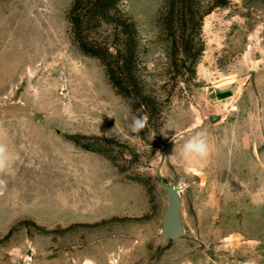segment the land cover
Returning a JSON list of instances; mask_svg holds the SVG:
<instances>
[{"label": "rangeland", "instance_id": "1", "mask_svg": "<svg viewBox=\"0 0 264 264\" xmlns=\"http://www.w3.org/2000/svg\"><path fill=\"white\" fill-rule=\"evenodd\" d=\"M71 1L0 0V264H264V2L207 15L191 71L171 58L164 0H121L146 91L166 107L141 138L99 62L73 46ZM244 112L262 133L241 130ZM196 130L209 155L185 160ZM162 185L181 195L178 240L160 236Z\"/></svg>", "mask_w": 264, "mask_h": 264}, {"label": "trees", "instance_id": "2", "mask_svg": "<svg viewBox=\"0 0 264 264\" xmlns=\"http://www.w3.org/2000/svg\"><path fill=\"white\" fill-rule=\"evenodd\" d=\"M120 2L72 0L66 15L71 42L81 55L99 62L108 84L129 106L133 116H147L148 125L154 124L155 132L159 133L166 107L146 91L138 68L137 29L119 9ZM227 3L228 0H219L209 11H203L200 0H164L159 23L171 45L174 64L193 71L204 51L196 40L197 32L207 15ZM145 129L139 134L141 138Z\"/></svg>", "mask_w": 264, "mask_h": 264}, {"label": "clouds", "instance_id": "3", "mask_svg": "<svg viewBox=\"0 0 264 264\" xmlns=\"http://www.w3.org/2000/svg\"><path fill=\"white\" fill-rule=\"evenodd\" d=\"M112 117V116H108ZM148 126L147 116H134L129 126L131 133L139 135ZM164 135H167L165 133ZM175 136L171 140L175 141ZM157 154H160L157 152ZM181 154L185 160L204 159L209 155V144L207 133L203 130H196L194 134L189 136L183 143ZM10 159L8 148L5 144L0 143V172L4 171Z\"/></svg>", "mask_w": 264, "mask_h": 264}, {"label": "water", "instance_id": "4", "mask_svg": "<svg viewBox=\"0 0 264 264\" xmlns=\"http://www.w3.org/2000/svg\"><path fill=\"white\" fill-rule=\"evenodd\" d=\"M228 88L229 86L220 88L219 90L225 91ZM216 120L217 118H212L213 122ZM161 187L165 192L168 204L162 217L160 236L167 240H178L184 234L181 218V195L176 188L168 185H162Z\"/></svg>", "mask_w": 264, "mask_h": 264}, {"label": "crops", "instance_id": "5", "mask_svg": "<svg viewBox=\"0 0 264 264\" xmlns=\"http://www.w3.org/2000/svg\"><path fill=\"white\" fill-rule=\"evenodd\" d=\"M256 92L258 94V97H260L262 100H264V66H262L261 70L256 74ZM231 89V85H229V88L225 91H228ZM247 114L246 112H244L243 114H241V118L244 119L242 122V128L241 130L244 131L245 133L248 132V129L250 128L251 132L254 130V132L257 134L262 133V123L258 120V118L260 119V117L257 116H253L254 119L250 118V122L249 119L247 118ZM257 118V119H256ZM255 120V121H253Z\"/></svg>", "mask_w": 264, "mask_h": 264}, {"label": "bare ground", "instance_id": "6", "mask_svg": "<svg viewBox=\"0 0 264 264\" xmlns=\"http://www.w3.org/2000/svg\"><path fill=\"white\" fill-rule=\"evenodd\" d=\"M229 85H230V82H229V83H226V84L224 83V85H223V84H221V85H218V86H217V88H219V89H220V88L227 87V86H229Z\"/></svg>", "mask_w": 264, "mask_h": 264}]
</instances>
